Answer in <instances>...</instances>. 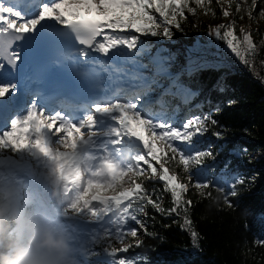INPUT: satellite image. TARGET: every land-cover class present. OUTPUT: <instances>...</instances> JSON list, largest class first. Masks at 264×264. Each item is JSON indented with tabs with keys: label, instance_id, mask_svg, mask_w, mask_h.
I'll list each match as a JSON object with an SVG mask.
<instances>
[{
	"label": "snow or ice",
	"instance_id": "obj_1",
	"mask_svg": "<svg viewBox=\"0 0 264 264\" xmlns=\"http://www.w3.org/2000/svg\"><path fill=\"white\" fill-rule=\"evenodd\" d=\"M200 12L227 21L208 29L226 45L222 55L189 49L178 64L163 49L152 55L141 39L171 41L173 29L182 32L188 15ZM245 18L264 20V0H0V127L10 125L0 151L35 150L54 166L66 199L63 218L78 222L71 229L84 264H173L163 253L120 255L147 247L142 236L164 242L149 229L157 215L161 228L178 224L190 236L191 251L181 253L188 259L175 264H196L203 249L190 189L209 206L219 203L213 191L226 208L241 205L255 180L244 170L254 158L249 149L234 144L217 162L219 153L198 147L211 133L227 148L231 128L217 117L240 101L228 94L225 77L215 85L219 99L208 95L196 104L203 109L206 102V112L182 120L177 114L201 95L185 77L255 67L264 38L258 45L238 24ZM217 167L218 179L208 181ZM87 222L92 230L84 242L88 229L79 225ZM254 243L264 247V237Z\"/></svg>",
	"mask_w": 264,
	"mask_h": 264
},
{
	"label": "trees",
	"instance_id": "obj_2",
	"mask_svg": "<svg viewBox=\"0 0 264 264\" xmlns=\"http://www.w3.org/2000/svg\"><path fill=\"white\" fill-rule=\"evenodd\" d=\"M213 7L216 8V5ZM183 29L187 35L193 31L192 27L185 24ZM257 32L259 35H256ZM252 33L259 45L260 39L264 38V32L254 29ZM223 44L221 42V45ZM261 61H264V51H261L255 60L254 68L245 69L238 66L235 69L208 70L196 74L191 80L184 78L194 89L201 90V95L196 99L202 102L208 95L213 101L220 98L214 89L217 80L223 76L228 86V94L240 101L234 110L226 112L222 118L217 117L231 128L227 137V148L219 151V144L224 142L217 141L208 133L215 145L214 153L219 151L216 156L218 162L229 158L228 150L237 143L248 146L251 151L264 148V64ZM203 109L208 110L206 102ZM242 128H248L251 135L242 134ZM247 165L249 167L245 165L244 170L248 173L252 168L249 176L255 177V180L251 187L242 193L243 199L239 207L226 208L222 202L223 197L214 191L213 197L218 198L219 203L213 201L211 206L208 200H201L192 191L187 194L195 203L192 219L200 233L203 249L195 258L196 264H264V247H258L254 243L257 238L264 237V157L252 159ZM167 203L166 197L165 204ZM149 215H153L151 210ZM153 227L166 237L164 242L142 236L147 247L133 249V254L145 252L155 257L157 253H163V258L173 264L188 259L181 255L186 250L191 251L188 233L182 232L178 224L174 223L169 228H161L158 215L154 226L149 222V229Z\"/></svg>",
	"mask_w": 264,
	"mask_h": 264
},
{
	"label": "clouds",
	"instance_id": "obj_3",
	"mask_svg": "<svg viewBox=\"0 0 264 264\" xmlns=\"http://www.w3.org/2000/svg\"><path fill=\"white\" fill-rule=\"evenodd\" d=\"M65 204L55 168L40 153L0 151V264H84Z\"/></svg>",
	"mask_w": 264,
	"mask_h": 264
},
{
	"label": "rangeland",
	"instance_id": "obj_4",
	"mask_svg": "<svg viewBox=\"0 0 264 264\" xmlns=\"http://www.w3.org/2000/svg\"><path fill=\"white\" fill-rule=\"evenodd\" d=\"M217 17H220L219 10L217 9ZM219 23H227V21H224L222 18L213 19L211 15H204L203 12H200L198 17H192L190 14L188 15V20L186 22H183L186 26H190L193 28V31L189 35H184L181 31H174V36L171 41L166 39H159L157 37H148V39H151L150 45H159V50L163 49L164 51H161V55L164 53L163 56H175V63L178 64H184L185 63V56L186 54L182 51V47L188 45L192 49H199L201 52H211V53H217V56L223 54V50L226 48L220 46V42L215 39L213 36L208 35V29L209 26H215ZM240 25H243L246 28H250L253 32L254 29H260L264 32V20H259L249 22L247 18H245L244 21H239ZM141 39H146V37H141ZM219 44V48L215 47V45ZM191 48H188L191 49ZM156 52L153 53L155 55ZM143 62L147 63V58H144ZM146 74H151V68L144 70ZM10 130V129H9ZM202 140V138H201ZM245 140H247L245 138ZM210 150V149H209ZM260 156H264V150H259L253 153L254 158H259ZM208 165H211L213 163H207ZM219 167L216 168V171H208L206 174V179L208 181L215 182L217 179H214V175H211L215 172H217ZM250 174V172H249ZM209 175H211L209 177ZM193 191V193L196 194L195 189H190ZM91 224V223H90ZM85 225V224H84ZM90 226H88L89 228ZM91 230H89L90 233ZM89 239V236L87 237V241ZM85 242V241H84ZM96 251H100V245L95 246ZM121 256H126V254H120Z\"/></svg>",
	"mask_w": 264,
	"mask_h": 264
},
{
	"label": "bare ground",
	"instance_id": "obj_5",
	"mask_svg": "<svg viewBox=\"0 0 264 264\" xmlns=\"http://www.w3.org/2000/svg\"><path fill=\"white\" fill-rule=\"evenodd\" d=\"M73 224H78V222H76V223H73ZM81 228H83V229H86V225H84V224H81V225H79ZM88 227V226H87ZM90 234V233H89ZM83 241H85V239L83 240Z\"/></svg>",
	"mask_w": 264,
	"mask_h": 264
}]
</instances>
